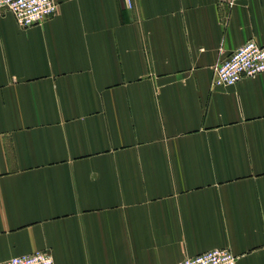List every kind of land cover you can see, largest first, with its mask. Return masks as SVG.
I'll return each mask as SVG.
<instances>
[{
    "label": "crops",
    "instance_id": "obj_1",
    "mask_svg": "<svg viewBox=\"0 0 264 264\" xmlns=\"http://www.w3.org/2000/svg\"><path fill=\"white\" fill-rule=\"evenodd\" d=\"M0 15V261L174 264L227 247L264 264V0H57Z\"/></svg>",
    "mask_w": 264,
    "mask_h": 264
},
{
    "label": "built area",
    "instance_id": "obj_2",
    "mask_svg": "<svg viewBox=\"0 0 264 264\" xmlns=\"http://www.w3.org/2000/svg\"><path fill=\"white\" fill-rule=\"evenodd\" d=\"M128 7L132 0H124ZM57 0H0V15L9 12L16 23L29 26L41 23L53 16ZM264 71V43L248 39L220 59L214 68L213 85H232L245 76ZM236 255L227 247L210 248L185 257L174 264H235ZM0 264H53L46 250H34L27 254L11 256ZM166 264V263H165Z\"/></svg>",
    "mask_w": 264,
    "mask_h": 264
}]
</instances>
